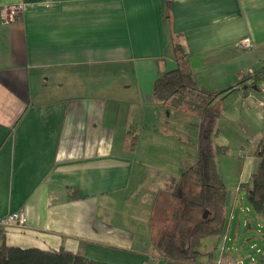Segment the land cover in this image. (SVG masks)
<instances>
[{
    "label": "crops",
    "instance_id": "1",
    "mask_svg": "<svg viewBox=\"0 0 264 264\" xmlns=\"http://www.w3.org/2000/svg\"><path fill=\"white\" fill-rule=\"evenodd\" d=\"M14 5L22 12L3 21ZM244 38L250 48L238 46ZM176 44L199 86L232 87L215 102L212 135L214 149L241 160L228 176L216 161L229 203L264 144V0H0V220L26 219L3 229L6 246L184 264L156 248L198 156L199 119L153 98L155 80L177 67ZM250 71L256 89L240 84ZM232 219L227 209V234L208 237L217 246ZM206 239L200 264L240 261L211 254Z\"/></svg>",
    "mask_w": 264,
    "mask_h": 264
},
{
    "label": "trees",
    "instance_id": "2",
    "mask_svg": "<svg viewBox=\"0 0 264 264\" xmlns=\"http://www.w3.org/2000/svg\"><path fill=\"white\" fill-rule=\"evenodd\" d=\"M177 67L161 74L153 85V98L157 104L170 109L191 112L199 119L198 156L195 163L185 168L172 193L179 201L171 215V226L156 244L160 254L171 261L200 264L201 242L208 237H220L227 224L226 187L217 170L216 155L225 154L224 147L212 146V135L219 111L216 100L232 87L219 91L202 88L185 66L180 45L174 46ZM251 79V85L246 80ZM259 72L246 74L240 84L256 89ZM259 163L245 186L247 200L255 214L264 219V144L257 153ZM192 184L196 191L185 188ZM204 211L207 216L203 218ZM4 231L0 227V264H101L64 250L43 251L6 246Z\"/></svg>",
    "mask_w": 264,
    "mask_h": 264
},
{
    "label": "rangeland",
    "instance_id": "3",
    "mask_svg": "<svg viewBox=\"0 0 264 264\" xmlns=\"http://www.w3.org/2000/svg\"><path fill=\"white\" fill-rule=\"evenodd\" d=\"M194 121H198L194 118ZM192 131L190 130V134ZM216 161L219 163L220 172L227 176L233 174L235 168H239L241 160L239 153L231 151L230 154H217ZM231 198V202H227V209L233 214V219L230 225V232L228 233V240L217 246V242L213 238H207L204 240L205 246L209 248L211 254L217 249L222 254H232L235 259L244 262V264H264V219L257 217L252 210L246 196V189L244 186L240 187V190L234 193ZM226 200H228V193H226ZM179 201L173 200L171 197V203L168 208L166 218L171 226V215L178 205ZM163 219L165 216L163 214ZM238 221L240 222L237 226ZM249 221L251 227L246 226ZM224 235L227 234L224 230ZM206 247V248H207Z\"/></svg>",
    "mask_w": 264,
    "mask_h": 264
},
{
    "label": "built area",
    "instance_id": "4",
    "mask_svg": "<svg viewBox=\"0 0 264 264\" xmlns=\"http://www.w3.org/2000/svg\"><path fill=\"white\" fill-rule=\"evenodd\" d=\"M22 5H14V6H6L1 10L3 21H11L15 19L22 12ZM238 46L240 48H250L251 42L248 38H244L239 41ZM253 71H250L248 74H252ZM251 79L246 80L247 85H251ZM25 216L22 212H16L7 215L3 219L0 220V227L2 229H6L9 227H24L25 225ZM237 264H243V262L239 261Z\"/></svg>",
    "mask_w": 264,
    "mask_h": 264
},
{
    "label": "water",
    "instance_id": "5",
    "mask_svg": "<svg viewBox=\"0 0 264 264\" xmlns=\"http://www.w3.org/2000/svg\"><path fill=\"white\" fill-rule=\"evenodd\" d=\"M206 216H207V211H204L203 218H205Z\"/></svg>",
    "mask_w": 264,
    "mask_h": 264
}]
</instances>
